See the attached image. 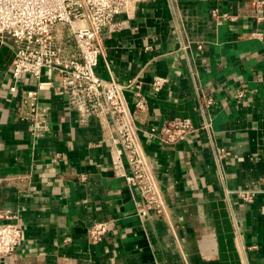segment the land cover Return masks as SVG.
Here are the masks:
<instances>
[{
  "label": "crops",
  "instance_id": "0c3cea01",
  "mask_svg": "<svg viewBox=\"0 0 264 264\" xmlns=\"http://www.w3.org/2000/svg\"><path fill=\"white\" fill-rule=\"evenodd\" d=\"M257 1L177 0L174 9L168 0H138L130 15L115 17L120 30L103 32L96 74L132 82L124 91L131 109L136 91L146 100L138 140L165 214L145 222L135 214L137 191L112 168L101 120L81 122L65 94L42 90L46 130L33 135L21 92L34 88V79L24 76L12 94V55L0 48V214L17 213L25 231L0 264H264V3L255 9ZM215 9L234 19L215 20ZM181 35L187 51L179 49ZM188 59L212 99L215 142L230 151L223 178L204 132L174 145L144 132L174 117L201 123ZM155 75L167 79L158 91ZM42 80L57 85L51 72ZM244 185L260 190L252 202L225 195ZM96 222H108L109 230L92 243L87 229Z\"/></svg>",
  "mask_w": 264,
  "mask_h": 264
},
{
  "label": "built area",
  "instance_id": "2783aa9c",
  "mask_svg": "<svg viewBox=\"0 0 264 264\" xmlns=\"http://www.w3.org/2000/svg\"><path fill=\"white\" fill-rule=\"evenodd\" d=\"M138 0H0V48L11 52L10 72L14 81L9 90L15 94L24 76L34 79L35 87L23 89L21 106L23 115L29 121L33 135L46 130V108L38 102L39 92L54 89L67 96V106L75 110L86 122L90 116L98 117L110 144L112 168L120 169L127 187L135 189L138 200L135 214L145 222L152 216L165 214V200L159 183L154 176L145 152L139 146V114L146 110L144 96L136 91L134 108L131 109L124 91L132 84H121L112 77L102 78L95 72L99 57L104 52L103 32H114L123 27L115 21L121 13L130 15ZM177 9V0H168ZM264 3L258 0L257 9ZM212 16L219 21L234 19L228 13L216 9ZM76 22H78L76 24ZM252 36L259 37L255 31ZM179 49L187 51L190 42L180 36ZM201 48V44L197 45ZM189 74L196 86V110L201 123L195 125L187 117L166 120L158 128H148L145 133L162 144L174 145L191 134L202 131L207 135L214 161L223 178L222 161L230 155L225 147L216 144L212 117L208 107L212 99L205 96L198 84V72L188 59ZM44 71L55 75L57 85L52 80H42ZM166 78L155 75L152 89L158 91ZM243 93L236 95L241 99ZM124 164L128 171L124 170ZM260 192L259 189L244 185L225 190L226 196H235L250 203ZM0 258H9L25 239L23 222L17 213L5 211L0 214ZM109 230L108 222H96L87 229V238L92 243L103 240Z\"/></svg>",
  "mask_w": 264,
  "mask_h": 264
},
{
  "label": "bare ground",
  "instance_id": "6f19581e",
  "mask_svg": "<svg viewBox=\"0 0 264 264\" xmlns=\"http://www.w3.org/2000/svg\"><path fill=\"white\" fill-rule=\"evenodd\" d=\"M78 22H76V24H77Z\"/></svg>",
  "mask_w": 264,
  "mask_h": 264
}]
</instances>
